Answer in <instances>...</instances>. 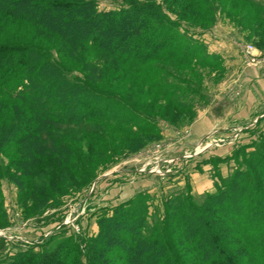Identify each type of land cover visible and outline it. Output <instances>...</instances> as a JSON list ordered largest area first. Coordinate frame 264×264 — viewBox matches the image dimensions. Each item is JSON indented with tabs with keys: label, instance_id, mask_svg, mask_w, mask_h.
Wrapping results in <instances>:
<instances>
[{
	"label": "trees",
	"instance_id": "obj_1",
	"mask_svg": "<svg viewBox=\"0 0 264 264\" xmlns=\"http://www.w3.org/2000/svg\"><path fill=\"white\" fill-rule=\"evenodd\" d=\"M221 3L127 0L101 10L97 0H0V18L31 25L42 39L0 42V156L8 159L7 166L0 159V226L8 223L3 180L18 188L27 213L56 207L57 183L97 177L88 166L108 153L106 131L141 148L162 138L158 120L174 124L148 112L154 102L142 92L136 103L105 84L140 78L169 101L168 111L193 112L202 87L189 75L224 66L187 26L209 31ZM253 7L241 21L264 26V4ZM232 159L233 174L201 204L189 186L163 199L162 213L155 196L138 194L104 213L96 236L62 237L53 248H30L3 264H264L253 246L264 244V135Z\"/></svg>",
	"mask_w": 264,
	"mask_h": 264
},
{
	"label": "rangeland",
	"instance_id": "obj_2",
	"mask_svg": "<svg viewBox=\"0 0 264 264\" xmlns=\"http://www.w3.org/2000/svg\"><path fill=\"white\" fill-rule=\"evenodd\" d=\"M231 1L223 0L221 6L217 4L215 22L209 31L202 32L185 25L191 33L197 34L211 54L221 57L224 66L223 71L200 69L189 75L202 87L193 112L168 111L165 108H169L166 103L169 101L150 93L146 82L140 78H129L121 85H104L123 95H133V102L137 103L140 92L154 102L148 112L174 123L170 125L158 120L162 138L149 141L141 148H132L131 140L126 136L106 131L108 143L105 150L108 153L88 166L97 177L91 184L74 178L68 184L57 183L55 187L58 189L53 188V193L61 203L56 207L53 203L52 207L40 208V213H27L19 202L15 184L7 179L2 181L8 223L0 226V264L30 248L39 252L53 248L62 237L73 235L79 240L96 236L98 219L138 194L155 196V207L162 213V200L186 192L189 186L194 201L201 204L208 194L215 192L218 183L233 174L237 168L232 159L236 150L252 145L264 135V111L251 116L246 105L252 88L264 81V26L254 25V21H241L246 13L255 12L253 6L256 3L264 4V0L236 2L238 8L233 16L228 14V10L234 7ZM97 2L101 10L128 5L127 0ZM0 42L40 44L42 39L31 25L0 18ZM249 45L254 47L255 65L248 64L250 55L245 52ZM64 63L73 69L72 75H80L73 64ZM249 67L257 68L259 76H247L245 68ZM256 116L259 118L254 120ZM199 122L208 126L204 133L195 131ZM247 151H253V148H247ZM0 159L4 166L8 165L5 156L1 155ZM78 186L83 188L80 190ZM215 220L219 224L217 216ZM260 245L253 246L264 253V244L263 247Z\"/></svg>",
	"mask_w": 264,
	"mask_h": 264
},
{
	"label": "crops",
	"instance_id": "obj_3",
	"mask_svg": "<svg viewBox=\"0 0 264 264\" xmlns=\"http://www.w3.org/2000/svg\"><path fill=\"white\" fill-rule=\"evenodd\" d=\"M232 51H234V49H232ZM234 55L235 56H237V54H235V52H234ZM233 55V56H234ZM245 70H247L246 71V75L247 76H252L253 77V75L254 76H256V77H258L259 76V74H258V69L257 68H253V67H249V68H245ZM249 96H248V98H247V101H246V105L248 106V108H250V115L251 114H257V113H260V112H263L264 111V109H263V107H264V81H262V83H259V85L258 84H256L253 88H252V92H251V94H248ZM215 107H217V105L215 106ZM220 111L222 110V105L220 106ZM262 115V114H261ZM252 116V115H251ZM259 116H260V114H259ZM259 116H256L255 118H254V120L256 119H258L259 118ZM204 120V119H203ZM216 121V120H215ZM231 121H232V119H231ZM201 122H203V121H201ZM201 122H199V124H197L196 126H198L197 128L199 129H197V130H195L198 134H200V133H204V131H206L204 128H208V126H206V125H203V123H201ZM206 123V122H205ZM210 123V121H208L207 122V125ZM252 126V124L250 123L249 124V127H251ZM203 127V128H202ZM244 126L242 125V128H243Z\"/></svg>",
	"mask_w": 264,
	"mask_h": 264
},
{
	"label": "built area",
	"instance_id": "obj_4",
	"mask_svg": "<svg viewBox=\"0 0 264 264\" xmlns=\"http://www.w3.org/2000/svg\"><path fill=\"white\" fill-rule=\"evenodd\" d=\"M253 53H254V47L253 46H251V45H249V46H247V48H246V52H245V54L248 56V55H250V58H249V56H248V64L250 65H255L257 62H256V60L254 59V57H252L253 56Z\"/></svg>",
	"mask_w": 264,
	"mask_h": 264
}]
</instances>
